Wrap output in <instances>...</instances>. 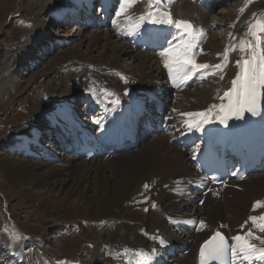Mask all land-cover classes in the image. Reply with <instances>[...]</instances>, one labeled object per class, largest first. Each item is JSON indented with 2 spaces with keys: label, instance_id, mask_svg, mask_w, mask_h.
Instances as JSON below:
<instances>
[{
  "label": "bare ground",
  "instance_id": "6f19581e",
  "mask_svg": "<svg viewBox=\"0 0 264 264\" xmlns=\"http://www.w3.org/2000/svg\"><path fill=\"white\" fill-rule=\"evenodd\" d=\"M85 1L88 0H65L50 11L36 8L35 13L38 16H44L45 13L47 17L44 16L46 20L43 22L38 20L41 23L34 31L35 44L23 53L22 60L31 62L32 65L37 64L40 59L36 56L42 48L59 40L48 31V20L51 16L54 19L56 16L61 18L63 14L68 17L70 10L80 11V6ZM142 1L141 5L140 0H135L120 15L123 21H117L115 25L103 30L99 28L98 16L101 15L94 14V20L90 17L91 25L96 24L97 30L90 37H86L89 43L86 48L89 52L82 53L80 47L84 41H81L79 49L72 47L70 50L73 52L62 50L59 53L54 61H60L61 68L66 72L65 80L62 83L46 85L39 98L48 97L38 100L39 107L32 125L17 132L12 140L0 143V173L25 205L48 212L63 221L77 217L99 223L107 221L100 232L98 229L93 231L98 232L90 236L93 249H89L88 256L84 254L83 260L78 261L80 264H137L138 258L134 252L141 249L150 252L153 248L158 249V252L151 264H196L199 244L219 227L230 238L236 235L245 236L249 229L254 235L264 237V233L252 227V222L248 219L249 216L264 215V207L253 210L256 201L264 202V173L251 175L240 182H227L223 187L213 185L206 194H201L191 187L195 185L192 178L199 176L192 160L194 147L186 148L184 141L178 144L173 138L174 132H178L176 140L179 136L186 138L193 135V130L207 132L214 115L210 123L201 124L199 128L193 127L189 131L184 126V121L191 118L181 113L205 112L211 106L222 102L220 97L231 88V81L239 72L236 61L241 57L240 41L254 43V37L249 35V26L257 21L264 23V0H242L237 2L236 9L230 5L227 13L222 15L225 30L219 34L227 33L224 37L214 34L216 31L212 30V25L221 21V18L212 15L208 7L192 0H163L160 5L167 7L166 11L171 13L174 20L189 21L193 25V52L195 56L199 55L198 60L195 59L196 63L223 65L224 54L228 50L227 66L223 67L222 73L219 70L215 74L209 69L201 70L192 77L193 79L197 76L195 86L191 84L192 79L174 82L164 67V58L161 55L156 57L154 54L157 52L146 51V47L142 45L140 49H136L129 41L130 37H139L148 40L157 38V42H160L162 32H156L157 24L145 20L138 30L134 29L135 19L148 10V0ZM212 4L211 8L214 9ZM219 4L221 3H217ZM160 5L157 8L154 4L152 10L165 11ZM90 10L92 9L89 7L88 11ZM129 15L133 17L132 22L127 19ZM70 18L73 19L71 16ZM67 25L70 24H60L62 27ZM89 26L78 23L76 29L67 30V37H61V42L68 43L67 38H71L69 36H85L86 27ZM258 35L261 37V47L264 48V33ZM196 43L198 46L195 48ZM233 46L234 51L230 50ZM127 58L132 60L127 61ZM122 59L125 60L124 63ZM221 75L223 79H220ZM162 78V83H158ZM54 80L56 82L57 79ZM6 82L3 81V84ZM65 82H76L81 86V98L90 100V108L77 109L80 106V100L75 93L78 88L63 90ZM201 87L203 88L198 90ZM128 88L138 93L136 100L126 97L125 90ZM171 89L177 91L178 95L174 96L177 97L179 105L175 107L177 111L169 115L168 101L171 102L170 105H175L173 98L169 96ZM104 90L115 93V96H106ZM152 94L163 96L165 117L174 119L170 133L153 135L145 131L138 140L140 146L131 145L128 149L117 152L115 156L91 159L74 155L71 152L72 144L64 149L61 147L62 141L58 142L56 139V136H60V130L70 132L76 129L77 124L66 116L77 119L78 110L84 118L78 120L83 121L82 125L90 131L82 128L79 133L98 140L97 144L103 148L107 145L106 139L126 127L127 117L137 112L139 104H144L147 96L149 106H153L149 97ZM116 97L120 101L118 106L111 103ZM96 107L100 109L98 116H94L92 111ZM121 120H124L123 124ZM49 129L51 131L48 133ZM12 132L14 131L9 133ZM97 132L104 134L102 137L94 135ZM6 134L3 136H7ZM149 136L153 138L149 140ZM42 137L46 138L45 142ZM49 140L48 146L46 143ZM48 160L57 163L52 164ZM137 205L143 210L135 212L130 209ZM200 221L204 222L205 227H200ZM190 224L193 226L188 228ZM153 237L163 239L164 246ZM42 240L50 244L51 239L43 237ZM27 242L36 243L37 240L28 238ZM251 242L259 245V241ZM3 243L0 238V244ZM8 245V251L15 250L14 258L27 262V255L22 254L21 245ZM183 246L188 251H182ZM126 248L132 251L125 254Z\"/></svg>",
  "mask_w": 264,
  "mask_h": 264
},
{
  "label": "rangeland",
  "instance_id": "374dc122",
  "mask_svg": "<svg viewBox=\"0 0 264 264\" xmlns=\"http://www.w3.org/2000/svg\"><path fill=\"white\" fill-rule=\"evenodd\" d=\"M239 1L242 0H232L223 7H215L212 10V15L217 18H221V21H216L217 24L213 25L212 27L213 31H216L214 34L217 33L218 36L220 35V37L226 36L223 35L224 33L222 35L219 34L223 28H225L224 25H222V22H224L223 16L227 13L226 11H228L230 5H232V8L236 9L238 7L237 2ZM63 2H65V0H0V46L2 48L0 50L1 144L4 143L5 140V142H7V140H12L11 138H14V135H16L17 132L23 131L25 128H29L32 125V120L39 107L38 100L41 101L42 99L48 97L42 96L39 98V96H41L45 90L44 87L46 88V85L62 83L65 80L66 72L63 70V67L61 68L62 65L60 64V61H54V59L59 56V53L62 50H69V52H73L70 49H79L81 41H84L82 43L83 45L80 47V50H83L82 53L87 54L89 52L86 48V46L89 45L87 42L88 38L86 39V37H90L92 32L97 30L96 27H86V32L84 33L85 36H83L85 38L81 36H73L74 38L69 36L71 38H67L68 43H64L61 42L60 38L63 36L67 37V30H71L72 28L76 29L78 23L70 22V25L62 27L60 24L64 23L57 22L51 16V19L48 20V31L52 35H55L59 40L55 41V43L53 42V44L45 46L42 48L40 53L38 52L39 54L37 53L38 55L36 57L41 60L37 61V64L34 63L32 65L31 62L27 61L26 63V61L22 60L23 53L25 51L27 52L35 44V29L41 22L45 21V17H47L45 13V17L43 15L38 16L35 13L36 8H43V10L50 11L60 6ZM66 2H68V0H66ZM140 4H143L142 0H140ZM29 5L33 7H30ZM221 10L223 12H221ZM38 20H41V22H38ZM120 20L122 19L119 15L118 22H120ZM103 29L106 28H100V30ZM117 40L119 41V39ZM218 42L219 41H217V43ZM121 43L123 44V42ZM160 53L154 55L157 57L160 55ZM122 60L124 63L125 60ZM131 60L132 58L128 59L127 61ZM54 79H57L56 82ZM3 81L7 82L3 84ZM65 85L62 87V89L67 91L78 88L77 92L75 93L78 96L77 99H81L83 92L79 84H76V82H70L66 83ZM202 88L203 87L198 88V90ZM169 92V96L173 98V102L175 103V105L172 106L170 105L171 102L168 101V106L170 108L169 115H172L174 112L173 108L176 109L175 107L179 105L177 97L174 96L178 94L177 91L175 92L172 89ZM76 112H78V110H76ZM78 113L81 115V112ZM93 113L95 114L94 116H98V112ZM11 130L14 131L12 132L13 135L9 133ZM49 131H51V129L48 130V133ZM54 131L55 130H53V132ZM5 133H7V136L4 137L3 135ZM46 134L45 136L47 137ZM152 138L153 136L148 137L149 140ZM42 139H44V137H42ZM47 144L48 146L50 145V140L46 143V145ZM37 146L38 145H36V147ZM48 161L52 164L57 163L50 160ZM130 209L135 212H137L136 210H143L139 205H137L136 208L132 207ZM61 220V218L57 219V216H53L48 212L46 213L40 209L25 205L22 200L15 195V191L12 190L8 181H6L5 177H3L0 173V238H2L4 241L2 245L0 244V264H20V262L17 260L21 259H12L11 254H13L15 250L14 252L8 251V244L21 245L23 248V255H27V263L80 264L81 262L78 263V261L83 260L84 254L86 256L89 249H93L91 237L100 232V229L105 226L107 221L104 220L99 223L98 221L95 222L96 220L92 221L79 217L73 218L70 221ZM220 228L222 229V227ZM96 229H98V232L96 231L94 233L93 231ZM14 234L23 238L14 239ZM43 237H47L49 240L51 239L50 244L43 242ZM28 238H33L34 240L36 239L37 242H27Z\"/></svg>",
  "mask_w": 264,
  "mask_h": 264
},
{
  "label": "snow or ice",
  "instance_id": "6c2138e0",
  "mask_svg": "<svg viewBox=\"0 0 264 264\" xmlns=\"http://www.w3.org/2000/svg\"><path fill=\"white\" fill-rule=\"evenodd\" d=\"M135 3V0H121V7L117 15L124 14L127 8ZM163 3V0H148V10L142 13L135 19L134 29L138 30L141 24L147 20L153 24L167 25L174 27L178 31L172 34L171 40H166L167 47H164L160 55L164 58V67L168 70L169 77L175 82L177 80L183 82L191 80L192 77L200 73L201 70L212 69V74L217 70L221 73L223 67L227 66V51L224 54L223 65H208L198 64L195 61V53L193 52L194 27L189 21L174 20L171 13L168 11L152 10L153 5L158 6ZM243 9H241V12ZM255 15V14H254ZM129 22L133 21V17H127ZM234 26V25H233ZM258 33H264V23L257 21L255 24L249 26V35L254 37L253 41L241 40L239 51L241 57L236 61L239 67V72L236 78L231 81V88L224 92L220 97L222 101L226 99L227 103H220L213 105L205 112H187L181 115L187 116L191 119L184 121V126L189 131L193 127L199 128L201 124L210 123L213 119L219 121L221 124L227 125V121L235 116L238 119L243 118L245 112L256 115L261 103L264 102V48L261 47V37ZM131 34V32L129 33ZM202 35V33H201ZM235 50V46L232 49ZM223 79V75L220 76ZM94 92L93 89H89ZM106 96H115V93L104 90ZM119 97L111 101L113 105H119ZM173 111H177L173 109ZM147 188L148 186L145 185ZM203 203V201H201ZM155 207V205H153ZM258 207H264V202L256 201L253 205V210ZM147 211V209H145ZM252 222V227L264 233V215L249 216ZM194 223V221H193ZM200 227H205L203 221H200ZM14 239H22L23 237L14 234ZM158 239L161 246H164L165 241L159 237ZM234 243L229 244L221 232L217 231L205 244L201 247L199 253V264H210L212 261H218L220 264H264V237L254 235L249 229L245 236L236 235L231 237ZM252 240L259 241V245L252 243ZM130 249H125L127 254ZM158 249L153 248L150 252L144 250H136L134 255L138 258L137 264H150L151 260L157 254Z\"/></svg>",
  "mask_w": 264,
  "mask_h": 264
}]
</instances>
